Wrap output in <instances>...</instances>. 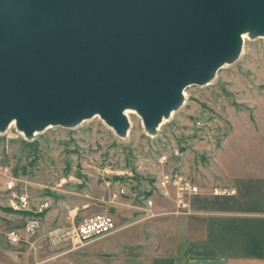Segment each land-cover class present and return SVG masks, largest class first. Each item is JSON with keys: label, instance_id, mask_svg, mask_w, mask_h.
I'll return each instance as SVG.
<instances>
[{"label": "water", "instance_id": "obj_1", "mask_svg": "<svg viewBox=\"0 0 264 264\" xmlns=\"http://www.w3.org/2000/svg\"><path fill=\"white\" fill-rule=\"evenodd\" d=\"M245 33L264 37V0H0V134L97 117L125 138L128 111L154 136Z\"/></svg>", "mask_w": 264, "mask_h": 264}, {"label": "rangeland", "instance_id": "obj_2", "mask_svg": "<svg viewBox=\"0 0 264 264\" xmlns=\"http://www.w3.org/2000/svg\"><path fill=\"white\" fill-rule=\"evenodd\" d=\"M184 95L183 105L154 136L145 134L135 114L130 115L125 138L115 136L94 117L70 129L52 127L37 133L32 139L36 150L31 152L22 144L23 136L10 126L0 134V236L18 224L7 209L9 196L2 175L7 168L28 183L26 189L32 197L47 198L51 209H57L64 200V213L68 208L77 209L79 219L108 213L115 205L112 192L124 189V195L119 197L134 224L89 243L87 261L92 260L96 249L113 244L136 247L127 248L131 255H180L186 232L180 226L181 219L170 214L174 210L173 192L168 199L160 197L154 186L156 178L176 173L205 189L220 178V152L231 148L238 136H246L245 132L257 126L264 128V37L245 39L235 62L221 67L208 85L185 88ZM105 168L109 173L101 176ZM124 171L133 176L123 177L120 174ZM68 176L81 183L72 181L58 187V180ZM148 197L152 199L150 207L146 205ZM84 202H89L90 207L81 211ZM44 219L43 230L58 227L57 222L52 224L53 211ZM113 220L117 226L131 221L118 216ZM22 249L0 247V264L5 263V258H16Z\"/></svg>", "mask_w": 264, "mask_h": 264}, {"label": "crops", "instance_id": "obj_3", "mask_svg": "<svg viewBox=\"0 0 264 264\" xmlns=\"http://www.w3.org/2000/svg\"><path fill=\"white\" fill-rule=\"evenodd\" d=\"M245 134L243 137L238 136L231 148L220 152V178L207 184L205 189L197 186L198 194L187 198L190 214L177 216L181 219V228L186 232L184 251L180 255L173 258L131 255L127 248L135 250L136 247L131 244H113L96 249L90 261L86 260L88 245L46 260V256L62 252L63 249L40 245L35 253L23 248L13 260L5 258L4 264H264V128L257 126ZM214 188L230 192L216 195L213 193ZM119 189L124 191L119 187L113 192ZM44 199L50 204L47 198ZM113 201L115 205L108 209L109 215L131 220L116 225L119 230L115 233H119L134 222L130 211L123 206V200L118 196ZM57 205V209H51L50 204L42 217V223H45L44 218L51 211L52 224L57 222V226H62L68 223L67 216L71 209L68 208L67 214L64 213V200ZM85 205L87 207L83 208ZM89 207L90 203L84 202L80 209L82 211ZM7 209L8 213L18 218ZM74 210L77 215L78 210ZM146 219L140 220L144 222ZM0 247L17 246H9L1 239Z\"/></svg>", "mask_w": 264, "mask_h": 264}, {"label": "built area", "instance_id": "obj_4", "mask_svg": "<svg viewBox=\"0 0 264 264\" xmlns=\"http://www.w3.org/2000/svg\"><path fill=\"white\" fill-rule=\"evenodd\" d=\"M109 173L108 168L101 172V176ZM4 185L7 198V208L18 216V224L7 228L2 233V239L9 246H17L35 253L41 245H46L56 250L63 249L46 260H51L65 253L78 251L94 240L111 235L117 231L116 224L109 213L92 214L81 219L76 218L74 209L68 212V223L62 226L54 227L46 231L42 230V217L50 208V204L44 198L32 197L27 191V182L3 169ZM120 175L131 178L132 172L124 171ZM81 183L77 178L68 176L58 180V187L64 186L68 182ZM155 189L158 195L168 199L170 191L174 194V210L171 215H188L187 198L198 194V188L186 177L180 174H161L155 181ZM230 191L214 188L216 195L226 194ZM124 194L122 189L112 192L111 199L115 200L119 195ZM146 205L150 207L152 200L150 197L146 200ZM87 205L83 206V208ZM65 248V251H64Z\"/></svg>", "mask_w": 264, "mask_h": 264}, {"label": "trees", "instance_id": "obj_5", "mask_svg": "<svg viewBox=\"0 0 264 264\" xmlns=\"http://www.w3.org/2000/svg\"><path fill=\"white\" fill-rule=\"evenodd\" d=\"M22 144L24 145V147L28 148L29 151L35 152L37 144L34 141L29 142L22 140Z\"/></svg>", "mask_w": 264, "mask_h": 264}, {"label": "bare ground", "instance_id": "obj_6", "mask_svg": "<svg viewBox=\"0 0 264 264\" xmlns=\"http://www.w3.org/2000/svg\"><path fill=\"white\" fill-rule=\"evenodd\" d=\"M245 39H248L247 38V34L245 33V34H242V40L244 41ZM235 60V59H234ZM213 80V78H211V81ZM183 95H184V93H183ZM185 96V95H184ZM184 99H185V97H184ZM131 114H134V113H132V112H125V115L127 116V118H128V120H129V122H130V115ZM164 121H166V120H163L162 122H164ZM13 125V122H11L10 123V126H12Z\"/></svg>", "mask_w": 264, "mask_h": 264}]
</instances>
